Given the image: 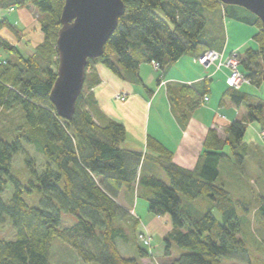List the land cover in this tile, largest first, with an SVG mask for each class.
Returning a JSON list of instances; mask_svg holds the SVG:
<instances>
[{
    "label": "trees",
    "instance_id": "obj_1",
    "mask_svg": "<svg viewBox=\"0 0 264 264\" xmlns=\"http://www.w3.org/2000/svg\"><path fill=\"white\" fill-rule=\"evenodd\" d=\"M122 1L125 14L102 57L88 61L85 85L74 117L68 121L59 117L50 101L57 79V39L65 0H0V10L8 12L27 6L38 9L44 35L33 54L26 56L0 34V49L14 56L0 57V117L19 106L25 119L16 132L8 126L0 131V227L10 219L16 232L14 240L0 238V264H50L55 238L87 264H143L141 260L151 256L148 249L137 244L136 256L128 257L119 246V241L127 245L135 240L128 228L135 231L140 224L117 202L123 189L132 191L137 199H145L151 214L171 218L173 230L165 239V258L156 264H226L233 260L264 264V259L252 263L247 242L241 238L238 211L250 213L248 202L234 199L220 182L223 161L233 158L235 168L243 169L252 147L245 141L249 124H258L264 133V95L228 88L221 104L229 99L235 106H242L246 116L228 126L225 139L211 129L195 169L190 170L177 165L173 152L153 137L147 138L145 152L124 148L126 127L110 119L99 120L91 92L101 83L95 68L99 63L122 80L141 81L142 64L156 62L164 71L185 55L197 57L208 50L221 51L226 42L225 19L258 28L253 36L257 47H248L238 55L252 87L261 88V20L242 7L223 5L218 0ZM214 17L220 29L209 27ZM3 29L16 37L23 32L6 15L0 18V32ZM208 83L205 79L202 83L167 85L172 111L183 129L203 103ZM2 135H11L13 140ZM23 142L44 157L41 169L25 151ZM227 147L232 157L225 151ZM20 153L25 155L32 175L28 185L13 175V160ZM147 162L150 165L146 166ZM159 170L167 175L168 183L157 176ZM8 181L15 190L11 200L5 202L2 194ZM25 191L37 192L40 205L29 204ZM183 198L190 203L208 198L221 212L222 220L212 211L193 217L184 208ZM259 201L258 215L264 220V197ZM64 219H73L74 224L64 225ZM172 247L178 251L175 257Z\"/></svg>",
    "mask_w": 264,
    "mask_h": 264
},
{
    "label": "rangeland",
    "instance_id": "obj_2",
    "mask_svg": "<svg viewBox=\"0 0 264 264\" xmlns=\"http://www.w3.org/2000/svg\"><path fill=\"white\" fill-rule=\"evenodd\" d=\"M5 15L12 23L18 25L19 28H22L23 32L21 36L16 37L9 30L3 29L2 30L4 31L2 34L3 37L7 39L10 38L9 39L10 42L14 45H17L26 56L32 55L35 47L44 40V35L43 32L41 31V23L39 19L40 13L38 9H36L34 6H27L26 8H21V9L17 8L12 12L6 11ZM207 16L209 17V13H207ZM208 25L210 28L217 27L218 29H220L221 27L218 18L216 19L215 17L212 20H209ZM257 31L258 28L256 26L246 25L244 23L232 19H225L223 24V32L226 38L225 46L230 43L229 51L232 50V48H236L237 45L240 46V45L248 44L247 47L250 46L257 47L256 42L253 40V36L257 33ZM244 49L245 48L240 50L241 51L240 53H242ZM217 52L220 54L219 60H217V62L209 63L208 65L205 66L198 64L199 57L205 54L203 53L202 55H199L197 57L185 55L182 64L184 65V67H187L192 72L195 68L201 69L199 68L200 66L203 67L204 69L213 67L215 69V73L218 72L220 73L218 74V77H220L221 71H223L224 69L227 71V76L225 81L228 86L227 77L230 74V70H231V67L227 66L229 62L228 60L229 57H231L233 54H236L237 52H232L229 56H225L224 52H220V51ZM237 54H239V52ZM0 57L11 58V59L14 58V56L11 55L9 52L1 49H0ZM239 67H241V65ZM146 69H150V67H147ZM154 69L159 70V68L157 69L156 67H154ZM239 70L243 73V75H246L242 71L243 70L242 67L239 68ZM161 74H162V70L161 73H159L157 76L159 77V75ZM146 75L147 74L145 73V76ZM152 88L153 89L156 88V80ZM242 88H244L248 92L254 93L261 97L264 95V86H262L261 88H256V87H252V85L247 82L242 86ZM92 91L93 90H91V92ZM91 92L89 91L86 95H89V93ZM211 92H212L211 96L214 93V97H213L214 102L218 103L219 97H217L215 91L212 90ZM118 95L119 94H117V96ZM24 123H25L24 112L22 111L21 107L18 106L12 111L3 114L0 117V131L2 132V129L8 126L10 129L16 132L24 125ZM12 134L13 133H11V135ZM11 135H6V136L2 135V136H4L6 139L13 140L10 139L12 138L10 137ZM245 141L251 144L252 147L248 157L246 158L243 169L239 170L235 168L233 158H231V160L223 161L221 166L220 182L224 184L225 187L230 191L234 199H244L249 204L250 213L246 214L244 211L239 210L238 218L242 225L241 238H243L247 242L251 255L250 258L252 260V263H255V261L258 262L264 259V220L258 215V210L260 207L259 197H264V133L262 132L261 127L258 124L256 123L249 124L248 131L245 136ZM23 146L25 151L31 157L36 159L38 169H41L44 166L43 165L45 161L44 157L40 156L36 151L35 147H33L32 145H28L25 142H23ZM225 151L232 157L231 151L228 147L225 149ZM147 165H150V163L147 162L146 166ZM13 175L19 180H21V182H23V184L25 185H28L29 180L32 179L30 169L28 168L26 163V157L22 153L17 154L14 157ZM157 176H159L165 182L168 183V177L163 171L159 170V175ZM14 190L15 187L13 183L8 181L5 190L2 194V198L5 202L11 200ZM24 196L29 204L35 206L40 205V196L38 195L37 192H34L33 194H29L28 192L25 191ZM136 200L137 201L134 207V211L136 212L140 224L135 231H132L130 227L128 228L129 233L134 235L135 240L127 245H125L122 241H119V246L122 250V253L124 254V256H128V257L133 256L130 254H132V252L134 251V247H136L137 244H140V246L145 249H149L141 243L139 239V235L142 232L148 234L147 231L142 230L145 229L143 224L150 222V220L154 219L155 217L153 214H151L148 211V202L145 199L136 198ZM183 201H184V208L186 210H189L193 217L197 218L202 216L208 211H212L214 216L219 221L222 220L221 212L208 198H202L193 203L187 202L184 198ZM63 224L72 225L74 224V220L64 219ZM154 234L155 235L153 236V238L148 234V236L151 239V246H152L150 250L155 249L156 248V247L154 248L155 245L159 247L161 246V244L162 245L164 244V249H165L166 247L165 240L161 237V235L158 232ZM0 238L4 240H14L16 238V232L12 227V222L10 219L7 220L6 225L0 227ZM174 247H172L173 248L172 257H175L178 252ZM68 248L69 247H67V245L64 244L62 240H60L59 238H55L52 242V246L50 250V259H49L50 264H87L77 256L74 250ZM164 258L165 256H163V259ZM159 259L155 257V261L154 260L152 261L156 264L160 262ZM91 264H95V263H91ZM226 264H248V263H245L240 260H233L227 262Z\"/></svg>",
    "mask_w": 264,
    "mask_h": 264
},
{
    "label": "crops",
    "instance_id": "obj_3",
    "mask_svg": "<svg viewBox=\"0 0 264 264\" xmlns=\"http://www.w3.org/2000/svg\"><path fill=\"white\" fill-rule=\"evenodd\" d=\"M5 12V10H0V18L5 16ZM3 32L1 31L0 34L2 35ZM247 45H237L229 51V43L220 52L229 56L232 52L240 53L243 48L246 50ZM183 58L184 56L175 64L167 67L159 77L157 75L161 73L160 69L155 70L153 64H142L139 69L141 81L122 80L104 65L97 64L95 68L101 83L93 89L92 93L97 103L98 119L102 121L110 119L126 127L128 138L123 144L124 148L145 152L147 138L150 136L173 152V161L177 165L193 170L203 151L208 132L216 129L219 137L225 139L228 126L235 120L243 119L246 112L242 106H235L229 99L221 104L223 94L228 90L225 81L226 70L221 71L220 77H218L220 73H215L213 67L204 69L200 66L201 69L195 68L192 72L182 64ZM147 67L150 69H146ZM205 79L209 82L206 95L209 101L202 103L193 112L187 127L183 129L172 111L167 85L169 83H202ZM155 80L156 88L153 89ZM212 90L219 97L218 103L214 102V93L211 96ZM120 93L126 95L125 100L116 98ZM136 201L133 192L126 189H123L117 198L118 204L138 219L134 211ZM154 216L150 222L143 224L145 229L142 230L147 231L152 238L154 233L158 232L165 240L173 230L171 218L168 215ZM154 248L153 250L148 249L151 256L142 259L143 264H155L152 261H155V257L160 258V262L164 260V244L159 247L155 245ZM130 255L136 256L135 249Z\"/></svg>",
    "mask_w": 264,
    "mask_h": 264
},
{
    "label": "water",
    "instance_id": "obj_4",
    "mask_svg": "<svg viewBox=\"0 0 264 264\" xmlns=\"http://www.w3.org/2000/svg\"><path fill=\"white\" fill-rule=\"evenodd\" d=\"M218 1L254 14L264 30V0ZM124 14L122 0H65L57 39V79L50 93L59 117L73 119L85 85L88 61L102 57Z\"/></svg>",
    "mask_w": 264,
    "mask_h": 264
},
{
    "label": "built area",
    "instance_id": "obj_5",
    "mask_svg": "<svg viewBox=\"0 0 264 264\" xmlns=\"http://www.w3.org/2000/svg\"><path fill=\"white\" fill-rule=\"evenodd\" d=\"M219 57H220V54L217 51L208 50L205 52V54H203L201 57H199L198 64L205 66V65H208L209 63L217 62V60H219ZM228 61L229 62L227 64V66L231 67L230 74L227 77L228 86L234 90H239L242 88V86L245 83H247V82L250 83V80L246 77V75H243V73L239 70V66L241 65V60L239 58V55L237 53L233 54L231 57H229ZM153 66L156 67L157 69L159 68V64L156 62L153 63ZM117 99L125 100L126 95L125 94H119L117 96ZM208 101H209V98L206 96L203 99V103H206ZM139 239L145 247H147L149 249L152 247L151 246V239L147 233H145V232L140 233Z\"/></svg>",
    "mask_w": 264,
    "mask_h": 264
},
{
    "label": "bare ground",
    "instance_id": "obj_6",
    "mask_svg": "<svg viewBox=\"0 0 264 264\" xmlns=\"http://www.w3.org/2000/svg\"><path fill=\"white\" fill-rule=\"evenodd\" d=\"M239 68H241V67H239Z\"/></svg>",
    "mask_w": 264,
    "mask_h": 264
}]
</instances>
